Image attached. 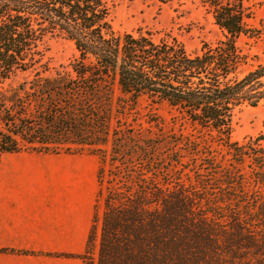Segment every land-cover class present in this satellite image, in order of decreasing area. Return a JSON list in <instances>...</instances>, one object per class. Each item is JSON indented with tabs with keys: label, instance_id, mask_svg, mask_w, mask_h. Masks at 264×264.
Here are the masks:
<instances>
[{
	"label": "trees",
	"instance_id": "1",
	"mask_svg": "<svg viewBox=\"0 0 264 264\" xmlns=\"http://www.w3.org/2000/svg\"><path fill=\"white\" fill-rule=\"evenodd\" d=\"M113 1L0 0V158L98 156L83 264H264L263 137L230 139L235 109L264 99V63L242 73L237 41L259 37L245 0H201L223 38L199 52L115 31ZM48 34L73 43L69 63L48 65ZM145 99L205 135L129 121Z\"/></svg>",
	"mask_w": 264,
	"mask_h": 264
},
{
	"label": "rangeland",
	"instance_id": "2",
	"mask_svg": "<svg viewBox=\"0 0 264 264\" xmlns=\"http://www.w3.org/2000/svg\"><path fill=\"white\" fill-rule=\"evenodd\" d=\"M244 3L250 15L246 19V26L256 28L259 37L241 36L237 41L241 53L246 56L242 73L255 68L259 63H264V0H245ZM111 18L113 29L117 32L135 33L140 30L152 33L155 39L169 35L180 41L188 52H199L204 43H214L223 38L214 23L212 13L201 0H173L168 3L158 0H114ZM41 47L50 67L67 64L76 56L73 43L62 36L48 34ZM23 75L25 73L17 72L5 83L15 84ZM152 115L158 116L165 127L173 126L175 129L181 128L185 133L199 135L200 132L205 135L204 131L193 129L189 125H180L179 120L173 122L172 114L166 106L152 103L148 99L132 105L128 120L147 126ZM260 136L263 137L259 141L260 148L264 151V99L255 106L244 103L236 108L230 133V139L239 143L249 137ZM11 154L19 155L17 160L26 159L24 155H34L42 164L37 173H18L10 172L9 164L0 160V181L5 182L8 176L20 177L16 185L31 186L40 195L45 188L49 203L61 201L65 207L77 210L80 215L86 214L88 234L98 191V156L87 151L41 153L22 150ZM250 167L247 162L244 171L248 173ZM54 207L53 205L52 208ZM81 238L86 242L87 236ZM81 261L80 258V264H83Z\"/></svg>",
	"mask_w": 264,
	"mask_h": 264
},
{
	"label": "crops",
	"instance_id": "3",
	"mask_svg": "<svg viewBox=\"0 0 264 264\" xmlns=\"http://www.w3.org/2000/svg\"><path fill=\"white\" fill-rule=\"evenodd\" d=\"M17 156L6 154L0 160L10 172H38L42 163L37 156ZM19 178L0 181V264H80L86 244L81 237L88 235L86 214L61 201L49 203L45 188L40 195L31 186L16 185Z\"/></svg>",
	"mask_w": 264,
	"mask_h": 264
}]
</instances>
